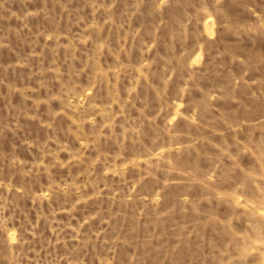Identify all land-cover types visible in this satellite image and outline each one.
<instances>
[{
    "label": "rangeland",
    "instance_id": "1",
    "mask_svg": "<svg viewBox=\"0 0 264 264\" xmlns=\"http://www.w3.org/2000/svg\"><path fill=\"white\" fill-rule=\"evenodd\" d=\"M0 264H264V0H0Z\"/></svg>",
    "mask_w": 264,
    "mask_h": 264
}]
</instances>
